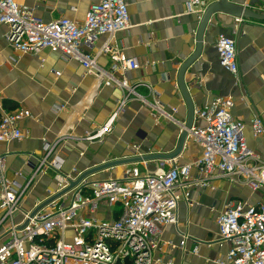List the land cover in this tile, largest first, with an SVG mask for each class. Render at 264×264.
Listing matches in <instances>:
<instances>
[{
  "label": "crops",
  "instance_id": "obj_1",
  "mask_svg": "<svg viewBox=\"0 0 264 264\" xmlns=\"http://www.w3.org/2000/svg\"><path fill=\"white\" fill-rule=\"evenodd\" d=\"M16 1L44 23L65 18L82 25L90 5L100 0ZM125 1L133 27L127 32L102 37L92 49L83 48L98 55L97 64L104 75L89 72L80 62L65 59L60 53L48 50L36 55L16 53L5 40L8 28L0 26V104L9 112L22 109L32 116L20 124L23 140L0 143L8 179H16V173L29 177L44 156L45 144L57 145L53 155L65 161V172L76 170L83 174L113 161L171 154L177 149L187 121L178 74L196 50L201 17L186 13L187 0ZM207 1L211 5L218 0ZM228 1L264 14V0ZM221 35L236 42L237 76L220 65L216 45ZM203 43L201 57L185 74L195 109L208 106L219 97L232 99L233 118L245 124L248 146L264 155V139L254 138L250 125L255 117L264 122V22L214 15ZM105 44L110 45L112 53L99 54ZM118 54L135 59L139 68L126 72L119 69L114 58ZM55 73H60L58 78ZM106 73L118 82L126 81L134 92L122 109L120 105L127 97V90L118 84L108 86ZM157 101L174 121L158 117L153 106ZM118 110L113 132L102 143L87 141V136L105 125ZM197 124L202 126L204 122ZM134 147H139V151L135 152ZM201 153L200 144L190 139L177 162L194 163ZM157 163L118 166L88 179L91 182L123 179L125 167L139 169L143 174L155 173L159 169ZM196 174L194 171L193 175ZM33 186L31 195L22 203L27 211L44 198L47 189L56 188L50 177L38 179ZM212 186L213 190L203 192L193 189L191 209L180 203L178 226L165 228L162 237L164 243L176 249L163 247L156 253L157 264H222L227 246L217 244L218 216L229 204L264 203V189L252 191L224 178L214 179ZM183 234L190 237L185 250L179 248ZM194 248H198L197 255L193 254Z\"/></svg>",
  "mask_w": 264,
  "mask_h": 264
},
{
  "label": "built area",
  "instance_id": "obj_2",
  "mask_svg": "<svg viewBox=\"0 0 264 264\" xmlns=\"http://www.w3.org/2000/svg\"><path fill=\"white\" fill-rule=\"evenodd\" d=\"M208 6L207 0H187L186 13L202 18ZM128 8L125 0H100L90 5L82 25L65 18L44 23L16 0H0V26L8 28L5 40L16 53L36 55L48 50L80 62L89 72L104 75L97 64L98 55L83 48L92 49L104 36L129 31L133 26ZM216 49L220 65L237 76L235 40L221 35ZM109 53L112 48L105 44L99 54ZM114 58L124 72L139 68L135 59L120 54ZM59 75L55 73L56 78ZM105 76L108 86L118 84L127 90L122 109L134 96L133 90L126 81L118 82L109 73ZM153 106L159 118L174 121L159 101ZM234 106L232 99L219 97L195 109L189 136L200 144L202 153L194 163L165 161L159 162L155 173L132 169L123 179L91 182L87 178L65 193L83 173L64 171L65 161L53 155L57 145L45 144L44 156L27 178L16 173V179H8L4 156L0 154V264H157L156 253L163 247L176 249L164 243V229L178 226L181 202L192 208L193 189L213 190L212 182L217 178L240 183L252 191L264 189V155L248 146L245 124L233 118ZM120 110L87 136V141L102 143L113 132ZM29 118L32 116L28 111L9 112L0 104V143L23 140L20 124ZM250 125L254 138L264 139L263 120L255 117ZM133 150L137 152L139 147ZM45 177H50L56 188L47 189L33 209L25 210L22 203L26 194L38 179ZM217 226V244L227 246L222 264H264V203L229 204L218 216ZM189 239L183 234L179 248L185 250ZM193 254H198V248Z\"/></svg>",
  "mask_w": 264,
  "mask_h": 264
},
{
  "label": "water",
  "instance_id": "obj_3",
  "mask_svg": "<svg viewBox=\"0 0 264 264\" xmlns=\"http://www.w3.org/2000/svg\"><path fill=\"white\" fill-rule=\"evenodd\" d=\"M218 14H225L237 20H244V21L254 20L258 22H264V14L256 13L251 8H245L242 6L232 4L228 0H218L216 3L209 5V7L207 8V10L205 11L204 15L201 18L199 29L197 31L196 50L194 54L182 65L178 74L179 89L181 91V94L183 95L185 104L187 106V121L183 128L177 149L171 154H156V155H147L143 157H132V158H126L123 160L106 163L104 165L91 169L86 173H84L83 175H81V177L77 181L72 182L70 187L63 193L72 190L73 188L78 186L83 180L89 178L94 174L106 170H111L118 166L135 165V164H143L150 162L174 161L181 156V154L183 153L186 147L187 142L190 140L189 131L191 130L195 120V107L190 97L187 86L185 84V74L187 70L201 57L203 52V45H204L203 41H204L205 32L207 30L211 18L214 15H218ZM61 194L57 195L55 198L59 197ZM52 200H54V198L45 202L40 207H38L34 211V214H36L38 211H40L42 208L48 205Z\"/></svg>",
  "mask_w": 264,
  "mask_h": 264
},
{
  "label": "rangeland",
  "instance_id": "obj_4",
  "mask_svg": "<svg viewBox=\"0 0 264 264\" xmlns=\"http://www.w3.org/2000/svg\"><path fill=\"white\" fill-rule=\"evenodd\" d=\"M157 164L160 165L159 163H157ZM133 168H134V167H133ZM131 169H132V168H131ZM131 169H128V168L125 167L124 170H123L124 173L122 172V175H121V176H124V177L129 176V175H130V172H131V171H130ZM141 170H142V169H141ZM33 187H34V186H33ZM33 187H32V189H33ZM32 189H30V191L26 194V197H27V198L29 197V195H31V190H32ZM26 197H25V198H26Z\"/></svg>",
  "mask_w": 264,
  "mask_h": 264
}]
</instances>
